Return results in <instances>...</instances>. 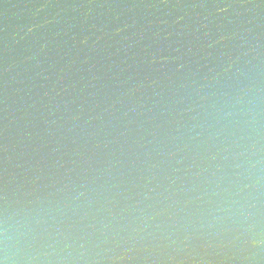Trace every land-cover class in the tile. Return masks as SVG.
<instances>
[{
  "label": "water",
  "instance_id": "water-1",
  "mask_svg": "<svg viewBox=\"0 0 264 264\" xmlns=\"http://www.w3.org/2000/svg\"><path fill=\"white\" fill-rule=\"evenodd\" d=\"M264 264V0H0V259Z\"/></svg>",
  "mask_w": 264,
  "mask_h": 264
},
{
  "label": "clouds",
  "instance_id": "clouds-1",
  "mask_svg": "<svg viewBox=\"0 0 264 264\" xmlns=\"http://www.w3.org/2000/svg\"><path fill=\"white\" fill-rule=\"evenodd\" d=\"M0 264H8L7 256L4 259H0Z\"/></svg>",
  "mask_w": 264,
  "mask_h": 264
}]
</instances>
